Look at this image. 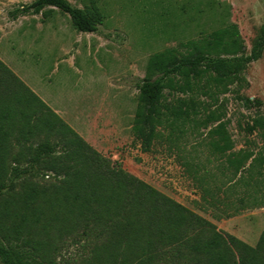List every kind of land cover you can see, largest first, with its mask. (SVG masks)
I'll use <instances>...</instances> for the list:
<instances>
[{"label":"trees","instance_id":"trees-1","mask_svg":"<svg viewBox=\"0 0 264 264\" xmlns=\"http://www.w3.org/2000/svg\"><path fill=\"white\" fill-rule=\"evenodd\" d=\"M52 10L82 34L95 33L106 18L95 0L82 10L66 0H35L15 14L45 16ZM263 48L264 29L247 54L237 26L227 24L181 44L182 50L150 56L130 129L140 152L148 154L164 138L202 128L210 153L224 158L227 184L242 172L261 169L264 114L244 128L261 141L255 156L235 151L229 122L216 105L220 95L245 82L244 71L261 58ZM236 99L247 110L262 107L259 100ZM199 182L202 205H229L224 195L218 197L224 193L220 188L211 189L203 178ZM67 243L89 250L86 264H151L160 248L176 264H264V230L256 245L248 246L128 174L0 61V264H56L58 245Z\"/></svg>","mask_w":264,"mask_h":264},{"label":"rangeland","instance_id":"rangeland-1","mask_svg":"<svg viewBox=\"0 0 264 264\" xmlns=\"http://www.w3.org/2000/svg\"><path fill=\"white\" fill-rule=\"evenodd\" d=\"M34 1L0 0V61L102 156L218 231L255 246L264 230V165L242 172L240 180L229 185L230 172L223 157L210 153L206 130L177 134L171 141L164 138L142 154L130 129L137 86L150 56L182 50L181 44L227 24L237 26L249 54L264 29V0H95L106 18L92 34L77 32L56 10L45 16L15 14ZM66 1L82 10L93 0ZM242 78L245 82L220 95L216 106L229 122L235 151L246 149L257 156L261 141L244 128L264 114V48ZM236 96L259 100L262 107L247 110ZM202 178L211 189L224 192L218 197L224 195L227 207L201 204ZM234 210L238 213L225 218ZM57 248L56 264H86L90 255L81 245ZM159 253L151 264H176L161 254L162 248Z\"/></svg>","mask_w":264,"mask_h":264},{"label":"crops","instance_id":"crops-1","mask_svg":"<svg viewBox=\"0 0 264 264\" xmlns=\"http://www.w3.org/2000/svg\"><path fill=\"white\" fill-rule=\"evenodd\" d=\"M80 136V135H79Z\"/></svg>","mask_w":264,"mask_h":264}]
</instances>
